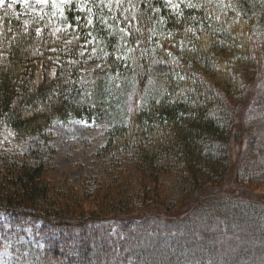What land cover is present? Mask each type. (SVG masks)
<instances>
[{"label":"trees","instance_id":"16d2710c","mask_svg":"<svg viewBox=\"0 0 264 264\" xmlns=\"http://www.w3.org/2000/svg\"><path fill=\"white\" fill-rule=\"evenodd\" d=\"M24 9L0 2L5 264H264V197L217 190L264 186V0ZM72 122L108 134L81 182L54 167Z\"/></svg>","mask_w":264,"mask_h":264},{"label":"rangeland","instance_id":"374dc122","mask_svg":"<svg viewBox=\"0 0 264 264\" xmlns=\"http://www.w3.org/2000/svg\"><path fill=\"white\" fill-rule=\"evenodd\" d=\"M15 4L25 7L27 19L31 17V13L42 11L47 0H13ZM63 1V0H58ZM51 130L54 133V144L57 152L55 155V165L57 174H67L70 180H79L85 172H93L103 163V157L100 155L101 147L108 138L107 128L104 125L92 126L84 122H72L70 124L56 123ZM34 137L27 141L22 149L28 151L34 147ZM237 190L236 184L231 176L220 187L218 191L223 194H253L264 197V186H246L240 184ZM228 192V193H226ZM0 254V263L5 264Z\"/></svg>","mask_w":264,"mask_h":264},{"label":"snow or ice","instance_id":"6c2138e0","mask_svg":"<svg viewBox=\"0 0 264 264\" xmlns=\"http://www.w3.org/2000/svg\"><path fill=\"white\" fill-rule=\"evenodd\" d=\"M0 2H2V0H0ZM9 7H11V5H9Z\"/></svg>","mask_w":264,"mask_h":264}]
</instances>
